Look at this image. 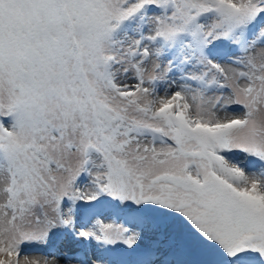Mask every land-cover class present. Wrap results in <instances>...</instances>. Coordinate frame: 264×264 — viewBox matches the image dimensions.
Here are the masks:
<instances>
[{
	"label": "snow or ice",
	"instance_id": "6c2138e0",
	"mask_svg": "<svg viewBox=\"0 0 264 264\" xmlns=\"http://www.w3.org/2000/svg\"><path fill=\"white\" fill-rule=\"evenodd\" d=\"M0 264H264V0H0Z\"/></svg>",
	"mask_w": 264,
	"mask_h": 264
},
{
	"label": "rangeland",
	"instance_id": "374dc122",
	"mask_svg": "<svg viewBox=\"0 0 264 264\" xmlns=\"http://www.w3.org/2000/svg\"><path fill=\"white\" fill-rule=\"evenodd\" d=\"M117 246H122V245H117ZM115 260H121V259H123V258H117V257H113Z\"/></svg>",
	"mask_w": 264,
	"mask_h": 264
}]
</instances>
